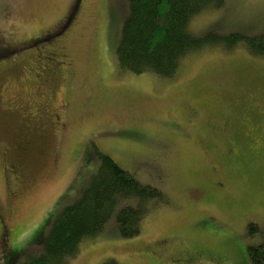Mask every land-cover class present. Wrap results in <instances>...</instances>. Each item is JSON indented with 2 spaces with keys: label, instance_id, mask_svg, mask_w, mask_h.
Segmentation results:
<instances>
[{
  "label": "rangeland",
  "instance_id": "1",
  "mask_svg": "<svg viewBox=\"0 0 264 264\" xmlns=\"http://www.w3.org/2000/svg\"><path fill=\"white\" fill-rule=\"evenodd\" d=\"M127 0H0V264L41 252L49 221L98 167L96 151L164 193L139 236L114 206L70 264H252L264 246V55H187L178 73L121 69ZM264 31V0H224L189 31Z\"/></svg>",
  "mask_w": 264,
  "mask_h": 264
},
{
  "label": "trees",
  "instance_id": "2",
  "mask_svg": "<svg viewBox=\"0 0 264 264\" xmlns=\"http://www.w3.org/2000/svg\"><path fill=\"white\" fill-rule=\"evenodd\" d=\"M224 0H127L119 41L115 48L117 65L134 73L152 72L172 78L189 54L210 45L232 49L239 44L249 52L264 55V31L220 33L209 30L204 36L189 31L191 19L201 10L219 8ZM99 164L78 197L61 208L49 221L43 248L16 264H70L84 240L101 233L118 203L127 201L116 212L118 233L123 238L139 236L148 215L149 200L163 201L161 189L144 183L120 167L107 154L96 151ZM252 264H264V246H249ZM101 264H119L113 258Z\"/></svg>",
  "mask_w": 264,
  "mask_h": 264
}]
</instances>
